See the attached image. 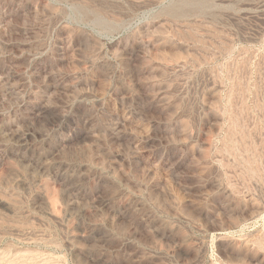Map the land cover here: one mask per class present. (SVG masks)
I'll return each instance as SVG.
<instances>
[{
	"label": "rangeland",
	"instance_id": "obj_1",
	"mask_svg": "<svg viewBox=\"0 0 264 264\" xmlns=\"http://www.w3.org/2000/svg\"><path fill=\"white\" fill-rule=\"evenodd\" d=\"M0 264H264V0H0Z\"/></svg>",
	"mask_w": 264,
	"mask_h": 264
},
{
	"label": "bare ground",
	"instance_id": "obj_2",
	"mask_svg": "<svg viewBox=\"0 0 264 264\" xmlns=\"http://www.w3.org/2000/svg\"><path fill=\"white\" fill-rule=\"evenodd\" d=\"M44 112V111H43Z\"/></svg>",
	"mask_w": 264,
	"mask_h": 264
}]
</instances>
